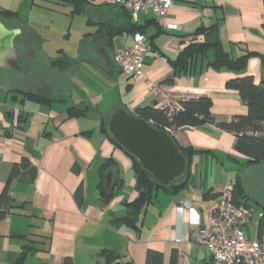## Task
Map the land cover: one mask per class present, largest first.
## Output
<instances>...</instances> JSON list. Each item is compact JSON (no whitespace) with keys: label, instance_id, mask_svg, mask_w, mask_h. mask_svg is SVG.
<instances>
[{"label":"crops","instance_id":"0c3cea01","mask_svg":"<svg viewBox=\"0 0 264 264\" xmlns=\"http://www.w3.org/2000/svg\"><path fill=\"white\" fill-rule=\"evenodd\" d=\"M94 4L109 6L93 9L91 24L84 15L87 30L75 37L74 56L55 48V42L42 29L26 21L17 25L15 20H5L9 26L23 30L25 64L20 71L23 75L15 78L0 71L4 75L0 88V208L4 213L0 218V264L13 263L25 242L22 235L28 233L42 241L40 250L30 255L36 264H63L66 257H71L74 264H105L101 251L106 248L118 250L127 264H146L149 249L163 254V264H171L173 252L178 254L179 264H217L199 241L194 216L184 203H190L202 223H207L208 212L219 201L220 194L216 193L234 181H224L218 172L222 174L232 162L227 170L236 177L246 160L234 148L235 135L211 123L170 132L179 145L197 150L192 156L189 183L178 192L160 188L145 210L140 227H113V216L123 214L125 204L133 201L138 191L132 158L124 151L118 155L117 146L102 132L100 123L121 103L132 111L145 105L157 107L163 97L148 92L150 82L161 84L175 101L210 96L212 112L219 120L246 114L248 106L239 91L226 86L239 74L215 69L210 64L214 50L197 56L186 71L178 70L171 60L189 43L205 40L203 33H196L199 28L216 24L224 48L233 56L242 54L243 48L262 55L249 59L246 72L260 85L264 79V0H173L167 20L177 23L178 29L162 28L151 11L134 19L129 7L113 0H94ZM102 18H114L123 24L132 21L139 30L118 34L110 42L85 37L96 31ZM137 32L149 36L150 46L143 75L129 78L115 54L131 44ZM59 58L71 65L52 66V61ZM37 74L39 79L33 77ZM173 76L174 83L164 82ZM113 81L120 87V95L124 82L126 102L120 98L116 102ZM17 90L55 101H39ZM109 101L110 107L104 108ZM75 104L88 105V113L68 116L67 108ZM111 157L117 161L124 183L115 199L105 203L98 188L100 167ZM23 160L26 164L3 196L14 165ZM81 184L83 193L78 200L76 191ZM249 206L254 214L247 232L253 237L259 234L258 223L264 211L257 204Z\"/></svg>","mask_w":264,"mask_h":264},{"label":"trees","instance_id":"16d2710c","mask_svg":"<svg viewBox=\"0 0 264 264\" xmlns=\"http://www.w3.org/2000/svg\"><path fill=\"white\" fill-rule=\"evenodd\" d=\"M32 4L33 6H38L49 10L58 9L57 7H69L68 13L71 15H86L88 19L87 22L89 24L94 21L92 16L93 9L98 10L103 8L101 6H109V4H107L98 7L94 4V0H33ZM0 20H4L3 22L7 26H9L6 22L7 20H15L17 25L18 23H24V20L21 19L17 10L4 7L0 8ZM9 27L12 28V26ZM137 30L139 29L132 21H128L126 24H123L114 18L111 20L102 18V20H99L96 31L94 33L85 34V37L93 36L97 40L105 38L108 42H110L118 34L126 31L136 32ZM196 33H203L205 40L203 42L196 41L189 43L179 52L175 59L171 60V63L178 70L186 71L188 66L191 67V64L197 58V56L206 55L210 49L214 50V58L212 61H210V64L215 69L230 70L239 74L238 77L229 79L226 83V86L228 88H235L239 91L242 101L248 106V112L246 114L235 115L229 120H219L212 112L213 100L207 95L193 96L179 100L178 102L181 106V110L177 113L171 114L168 113L166 109L156 107L154 104L140 106L133 111L127 108L125 103L123 104L129 112L150 121L154 126L163 130L171 129V131H174L180 127L201 126L211 123L223 130L233 133L236 137L234 146L235 150L246 157V160L241 164L239 172L237 173L233 183H231L233 185V200L237 204L243 203L249 205L251 202L257 204L246 193L243 185V172L245 167L250 163H264V79L260 85H256L254 77L247 74L246 72L249 59L255 56L262 57V55L257 51H251L247 48H243L242 54L233 56L230 51L224 48L216 24L199 28ZM23 38L24 33L22 30L21 34L16 37L15 41L16 48L19 52L20 71L24 69V64L21 63V59L24 57V49L22 47ZM51 64L52 66H57L59 68H66L71 65V62L64 58H59L52 61ZM121 74H123V70H120V75ZM127 76L132 78L129 75ZM174 81V76L164 80L165 83L171 84L174 83ZM16 92H25L28 97L43 102L55 101L35 92L23 90H17ZM63 100L66 101L64 97ZM88 108V105L75 104L74 106L67 108V115L78 117L85 116L88 113ZM108 116L109 114L101 120L100 128L102 132L109 138L106 126V119ZM174 140L179 146L182 155L186 158V176L179 180L172 181L167 185H160L153 179L152 175L147 169H145L136 159L132 158L133 170L136 175V188L138 195L133 201L125 204V210L123 214L113 216L110 222L113 227L124 225L140 227V222L145 210L149 204L154 202L156 192L160 188H165L170 192H178L187 183H189L192 156L197 150H195L193 147H184L179 145L175 138ZM113 144L115 143L113 142ZM25 164L26 161L23 160L22 162L16 163L14 165L11 177L3 192V196L7 192L12 178ZM74 169H76V167ZM109 170L113 171L114 176L112 184L107 187L106 175ZM118 170V163L113 157L107 159L100 167L101 180L98 184V188L100 198L105 203H109L118 193L119 189H121L123 186L124 178L120 176V171L118 172ZM82 193L83 186L81 184L76 191L78 200H80L79 196H81ZM219 194L220 193H216V195ZM3 216L4 213L0 208V218ZM258 231L259 235H264V214L259 220ZM36 235L42 237L39 234ZM22 237L25 238V241H29L31 244L23 243L21 250L14 256L12 264H28L29 256L40 250L39 243L42 241L30 237V233L24 234ZM101 256L103 257L105 264H127V262L124 261V256L116 249H103L101 251ZM63 264H74V262L71 257H66L63 261ZM146 264H163V254L157 250L149 249L147 252ZM171 264H179L178 254L176 252L172 253Z\"/></svg>","mask_w":264,"mask_h":264},{"label":"built area","instance_id":"2783aa9c","mask_svg":"<svg viewBox=\"0 0 264 264\" xmlns=\"http://www.w3.org/2000/svg\"><path fill=\"white\" fill-rule=\"evenodd\" d=\"M113 2L129 7L134 19L142 12L151 11L162 28H179L177 23L167 20L173 0H113ZM149 46V36L137 32L133 35L131 44H125L116 50L115 59L127 75L138 78L145 71ZM148 92L163 97L157 107L166 109L170 114L181 110L179 102L171 99L161 84L150 82ZM166 130L172 132L171 129ZM184 206L194 216L197 226L195 232L199 241L206 246L217 264H264V235L249 236L247 225L254 211L251 206L237 204L233 200L232 184L225 185L220 191L219 201L208 212L205 225L190 203L186 202Z\"/></svg>","mask_w":264,"mask_h":264},{"label":"water","instance_id":"95a60500","mask_svg":"<svg viewBox=\"0 0 264 264\" xmlns=\"http://www.w3.org/2000/svg\"><path fill=\"white\" fill-rule=\"evenodd\" d=\"M21 28L9 27L0 20V68L20 70L16 37ZM109 138L129 157L136 159L160 185L186 176L187 161L171 133L154 126L121 105L106 119ZM113 171L106 175V186L113 181ZM243 185L249 197L264 211V163H250L243 172Z\"/></svg>","mask_w":264,"mask_h":264},{"label":"rangeland","instance_id":"374dc122","mask_svg":"<svg viewBox=\"0 0 264 264\" xmlns=\"http://www.w3.org/2000/svg\"><path fill=\"white\" fill-rule=\"evenodd\" d=\"M32 0H0V8H8V9H13L17 10L18 13L20 14L21 19L26 21L29 25H32L35 27L37 30H43L46 32L48 35V38L52 40V42L55 44L54 46H57L55 48H63L71 54V56L75 55V37L78 35L83 34L87 30V22H86V17L82 14H76V15H71L68 13L69 7H57V10L54 11H47L43 10L44 8L38 7V6H33L32 5ZM25 58L22 57L21 63H24ZM1 73L2 71L8 73V75H12V77H16L15 75H23V72L18 71H5V70H0ZM18 72V74H16ZM38 75L33 76L35 79H39ZM30 77V76H27ZM4 78V75H0V88L2 87V79ZM113 85V90L112 93L116 95L117 99H122L123 102H126V99L124 95H122L123 88H124V82L121 86L122 91L120 95V91L117 84H115V81L112 82ZM71 87V86H70ZM73 90L75 92V84H73ZM110 107V101L105 104L104 108H109ZM104 114H107V111H103ZM116 152L118 155L120 153L125 154L122 149L119 147H116ZM232 162H229L226 166L227 168L232 166ZM235 165V164H234ZM227 168L223 170V173L221 174L218 172V177L221 176V179L224 181H231L234 180L235 174L231 171H228ZM118 194V193H117ZM116 194V195H117ZM116 195L113 197L115 199ZM253 203V202H251ZM24 243H30L29 241H25ZM31 244V243H30ZM34 257L30 256L28 263L29 264H36L34 261Z\"/></svg>","mask_w":264,"mask_h":264}]
</instances>
